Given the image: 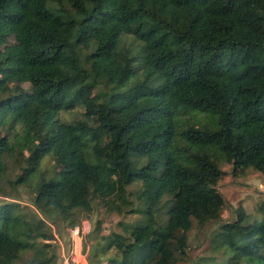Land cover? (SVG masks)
Instances as JSON below:
<instances>
[{"label": "trees", "instance_id": "trees-1", "mask_svg": "<svg viewBox=\"0 0 264 264\" xmlns=\"http://www.w3.org/2000/svg\"><path fill=\"white\" fill-rule=\"evenodd\" d=\"M13 35L0 51V178L9 157L13 187L46 154L59 170L38 173L32 208L0 203V264L27 250L49 264V220L74 225L95 198L122 212L129 196L143 221L104 237L106 264H175L192 222L210 220L207 264H264V198L223 221L217 190L220 162L234 178L264 174V0H0V42Z\"/></svg>", "mask_w": 264, "mask_h": 264}, {"label": "rangeland", "instance_id": "rangeland-1", "mask_svg": "<svg viewBox=\"0 0 264 264\" xmlns=\"http://www.w3.org/2000/svg\"><path fill=\"white\" fill-rule=\"evenodd\" d=\"M17 36L13 35L6 41L0 42V51L4 50L9 45L17 42ZM128 42V40H127ZM131 47H136L135 43ZM142 77V75H139ZM28 88V84H24ZM93 93V92H92ZM91 93V94H92ZM80 108L72 110H64L59 114V117L63 120H71L79 116L81 113ZM196 118L204 120V117L196 113ZM7 170L5 174L0 178V203L1 202H17L21 205H28L32 208V201L34 197V183L37 180L38 173L44 176H53L55 172L59 170L54 163V160L50 154L43 156L41 163L38 167V173L34 175L31 180H28V184H17L14 187L11 182L16 179L22 170L12 158L7 159ZM220 167L225 171L224 176L219 181L217 190H219L225 198L226 205L222 210V220L228 221L233 217L234 211L242 207L247 213L252 216L257 214L256 209L259 203L264 198V174L257 172L253 169H249L246 173L239 177H232L230 174L231 166L226 162H220ZM10 181V183H9ZM140 187V183L136 182L128 186L131 191L137 190ZM131 200V204L125 206L122 212L116 210H110L107 208V204L104 200L95 198L92 201V210L89 213L83 211H76L74 218L76 222L74 225L68 224V221L56 218L49 220V226L53 232V238L50 240L49 253L52 254V261L49 264H61L62 252L69 245V229L73 226L80 225L82 221L89 223V231L81 239L82 251L87 256V264H106L107 258L112 255L113 250L102 252V247L106 241L104 237L111 232L123 233L124 226L135 225L136 223L143 221V216L139 212L126 211L129 207H141V203L138 199L131 196L128 197ZM170 197H164V200H169ZM116 201V199H115ZM116 203L119 204L117 201ZM98 223L96 224V222ZM219 222L210 220L204 225L199 226L195 221L192 222V226L188 231L186 257L178 260L175 264H207L212 263L209 257L212 255L208 251L209 239L213 232L218 228ZM57 237V239L55 238ZM34 252L27 250L21 253L20 258L15 264H36L34 261ZM54 255V256H53ZM222 259L217 256L215 261H221Z\"/></svg>", "mask_w": 264, "mask_h": 264}, {"label": "built area", "instance_id": "built-area-1", "mask_svg": "<svg viewBox=\"0 0 264 264\" xmlns=\"http://www.w3.org/2000/svg\"><path fill=\"white\" fill-rule=\"evenodd\" d=\"M89 231V223L82 221L80 225L69 229V245L62 252L61 264H87V256L82 251L81 239ZM57 239V237L55 236Z\"/></svg>", "mask_w": 264, "mask_h": 264}]
</instances>
